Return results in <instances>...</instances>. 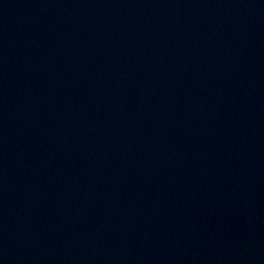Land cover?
<instances>
[{
  "label": "water",
  "instance_id": "1",
  "mask_svg": "<svg viewBox=\"0 0 264 264\" xmlns=\"http://www.w3.org/2000/svg\"><path fill=\"white\" fill-rule=\"evenodd\" d=\"M0 264H264V0H0Z\"/></svg>",
  "mask_w": 264,
  "mask_h": 264
}]
</instances>
